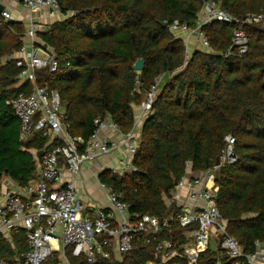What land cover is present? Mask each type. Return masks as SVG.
I'll return each mask as SVG.
<instances>
[{
  "label": "trees",
  "instance_id": "16d2710c",
  "mask_svg": "<svg viewBox=\"0 0 264 264\" xmlns=\"http://www.w3.org/2000/svg\"><path fill=\"white\" fill-rule=\"evenodd\" d=\"M205 1L58 0L64 18L47 24L38 37L53 50L59 66L55 72L39 71L38 83L59 91L69 134L88 140L95 120L107 115L123 133L131 131L137 108L160 80L152 111L142 124L135 169L124 176L112 170L99 176L105 186L123 191L132 214L171 213L167 199L181 178L188 171L199 175L213 169L226 138L233 136L237 160L217 169L216 202L220 215L229 220L228 233L251 253L255 242L264 240V28L247 25L248 49L239 53L232 42L235 24L208 23L202 30L211 50L194 49L186 70L173 76L184 66L188 50L170 26H195ZM217 1L236 17L264 14V0ZM25 30L18 20L0 23V184L6 177L19 187L37 178L34 151L49 142L40 134L22 140L20 121L7 103L32 90L29 82L18 85L21 68L12 58L23 46ZM139 58L145 60L142 71L133 69ZM171 224L172 239L183 244V228L176 220ZM154 247L151 235L139 234L129 252L99 255L94 263L75 256L71 246L65 251L71 264L161 263ZM27 249L24 230L11 241L0 236V260L24 264ZM57 255L46 264H59ZM217 255L209 248L200 262L215 264ZM168 262L188 264L186 258ZM221 264L229 263L223 257Z\"/></svg>",
  "mask_w": 264,
  "mask_h": 264
},
{
  "label": "built area",
  "instance_id": "2783aa9c",
  "mask_svg": "<svg viewBox=\"0 0 264 264\" xmlns=\"http://www.w3.org/2000/svg\"><path fill=\"white\" fill-rule=\"evenodd\" d=\"M8 1L0 0L4 4V8L0 9V23L16 20L7 5ZM17 1L29 12V16L23 46L12 58L21 68L18 85L29 82L32 90L19 93L7 103L20 121L22 140L26 141L35 134L49 138L44 154L39 158L35 180L19 188L0 184V236L11 241L14 233L25 231L28 249L22 255L24 264H46L56 251L69 246L73 247L75 256L84 255L89 263H94L99 255L110 258L112 253L120 256L129 252L139 234L152 236L155 241L154 256L162 261L186 258L188 264H206L200 262V257L212 248L219 253L215 264H221L223 257L229 264H264V240H257L254 252L246 253L238 240L228 233L229 220L222 217L217 208L219 187L215 180L216 171L237 160L233 136L226 138L220 165L199 175H191L188 171L181 178L167 199V206L173 208L171 213L162 217L132 214L123 191L103 184L109 206H99L92 214H84L85 206L76 188L82 167L123 150L127 156L121 157L118 166L111 170L124 176L135 169L133 158L140 144L138 128L152 111L160 80L150 88L137 108L136 122L131 131L123 133L107 115L95 120L96 128L88 140L72 137L65 123L59 91L40 85L37 76L41 70L55 72L59 66L53 50L43 47L38 32L45 28L39 21L47 13L60 14V4L58 0ZM212 21L235 24L232 42L239 53L248 49L249 38L245 27L258 24L264 28L262 13L236 17L219 1L206 0L197 14L195 26L179 22L170 26V30L185 41L187 58L192 42L196 41L201 49L211 50L202 28ZM106 130L118 133V139L111 140L104 134ZM37 153L34 151L35 156ZM65 171L70 174L67 181L64 180ZM172 220H176L184 230L185 242L181 245L172 239ZM162 233L168 236L160 237ZM0 264L10 263L0 260Z\"/></svg>",
  "mask_w": 264,
  "mask_h": 264
},
{
  "label": "crops",
  "instance_id": "0c3cea01",
  "mask_svg": "<svg viewBox=\"0 0 264 264\" xmlns=\"http://www.w3.org/2000/svg\"><path fill=\"white\" fill-rule=\"evenodd\" d=\"M7 5L10 7L14 14V18L18 21L24 22L26 24L27 18L29 16V12L19 3L17 0H9ZM58 18H54V14L52 17L49 13H47L46 17H44L39 22L42 24H51L52 22L58 20ZM142 125L139 127L138 132L140 133ZM104 134L108 136L111 140H117L119 137L118 133L113 132L112 130L104 131ZM127 156V154L122 150V152H113L112 154L105 155L101 157L98 161L85 164L82 167L80 178L76 181V188L78 191L79 198L81 202L85 206L84 214H92L95 208L99 206L108 207V199L107 192L99 179L100 173L105 170H111L113 167L118 166V162L121 157ZM191 175H194L190 171ZM70 178V174L65 171L64 180L67 181ZM34 178L33 180H35ZM34 183V182H33ZM3 186H13L19 188L13 181L9 178H3L1 181ZM66 248L63 250L66 257ZM61 251H56V253H60ZM55 253V254H56Z\"/></svg>",
  "mask_w": 264,
  "mask_h": 264
},
{
  "label": "water",
  "instance_id": "95a60500",
  "mask_svg": "<svg viewBox=\"0 0 264 264\" xmlns=\"http://www.w3.org/2000/svg\"><path fill=\"white\" fill-rule=\"evenodd\" d=\"M4 8V4L0 2V9ZM79 14V13H77ZM189 59H186L184 66L176 71H174L173 76H177L180 73L184 72L188 66ZM145 68V60L143 58H139L136 60L135 64L133 65V69L136 71H142ZM44 154V150H41L37 153V157L40 158ZM217 166L220 165V157L217 158L216 163Z\"/></svg>",
  "mask_w": 264,
  "mask_h": 264
},
{
  "label": "rangeland",
  "instance_id": "374dc122",
  "mask_svg": "<svg viewBox=\"0 0 264 264\" xmlns=\"http://www.w3.org/2000/svg\"><path fill=\"white\" fill-rule=\"evenodd\" d=\"M51 17H52V15H51ZM58 17H59V20L64 18V15H63V13L61 11H60V14L59 13H55L54 14V18H58ZM46 25L47 24H43L42 28H44ZM191 44H193V45L190 47V50H189L190 54L193 52L194 49H197V48L201 49L200 45L196 41L192 42ZM190 54H189V56H190ZM187 59H189V57ZM57 256H58V258L60 260L59 264H71L68 261L67 257H65V253H64L63 250H62V252L58 253ZM150 264H156V263H150ZM157 264H179V263H169L168 261H162L161 263H157Z\"/></svg>",
  "mask_w": 264,
  "mask_h": 264
}]
</instances>
